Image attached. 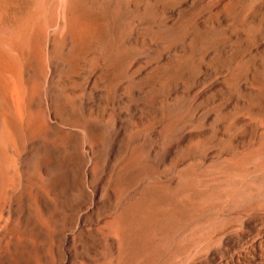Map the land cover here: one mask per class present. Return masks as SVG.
I'll return each mask as SVG.
<instances>
[{
    "label": "rangeland",
    "instance_id": "1",
    "mask_svg": "<svg viewBox=\"0 0 264 264\" xmlns=\"http://www.w3.org/2000/svg\"><path fill=\"white\" fill-rule=\"evenodd\" d=\"M174 1L0 0V264H264V0Z\"/></svg>",
    "mask_w": 264,
    "mask_h": 264
},
{
    "label": "water",
    "instance_id": "2",
    "mask_svg": "<svg viewBox=\"0 0 264 264\" xmlns=\"http://www.w3.org/2000/svg\"><path fill=\"white\" fill-rule=\"evenodd\" d=\"M232 1L233 5L237 3L236 0ZM199 4V0H175L171 6L173 12V19L176 26H180L185 18L196 15V11L199 7ZM230 12V8H225L221 14V17H228Z\"/></svg>",
    "mask_w": 264,
    "mask_h": 264
}]
</instances>
